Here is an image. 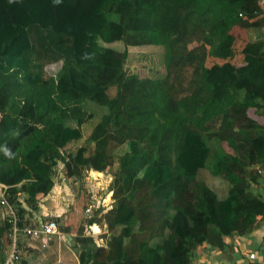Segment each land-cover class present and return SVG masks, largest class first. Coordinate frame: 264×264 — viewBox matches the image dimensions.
Here are the masks:
<instances>
[{"label": "trees", "instance_id": "obj_1", "mask_svg": "<svg viewBox=\"0 0 264 264\" xmlns=\"http://www.w3.org/2000/svg\"><path fill=\"white\" fill-rule=\"evenodd\" d=\"M190 25L203 34L198 83L179 93L173 48ZM129 48L146 50L148 77L128 69ZM30 162L111 176L110 207L89 218L104 244L76 232L78 264H197L195 249L225 250L264 218V0H0V183L17 264L53 188ZM11 234L2 218L0 264Z\"/></svg>", "mask_w": 264, "mask_h": 264}, {"label": "rangeland", "instance_id": "obj_2", "mask_svg": "<svg viewBox=\"0 0 264 264\" xmlns=\"http://www.w3.org/2000/svg\"><path fill=\"white\" fill-rule=\"evenodd\" d=\"M202 37L203 34L192 25L188 26L186 30L180 28L177 32L178 43L173 48L174 57L171 65V77L178 69L183 68V71L185 70L183 82L176 83V89L179 93H189L198 83L195 65L197 62L196 56L203 50ZM145 55L147 54L144 48H129L126 65L141 79L148 77V67L151 64ZM151 61L158 68L164 70L160 65L161 59L158 54L153 55ZM54 67L55 65L52 64L48 68L52 70ZM195 145H198L196 146L197 149L199 147L197 140H194L192 147H195ZM132 150L131 159H136L133 154L135 147H132ZM30 165L37 173L53 182L51 192L40 200L39 210L36 211V214L32 212L33 219L40 223L49 218H55L58 228L62 232L83 233L92 236L98 243L104 242L103 239L99 238L105 230L104 226L100 224L90 225L89 218L92 217V211L95 207H102L103 212L110 207L112 199L111 193L108 191V185L111 176L88 169L83 172L82 179L66 178L62 163H58L56 167L41 162L35 164L30 162ZM84 192L89 195V200L94 205L93 210L89 212L83 207ZM70 237H73V235Z\"/></svg>", "mask_w": 264, "mask_h": 264}, {"label": "crops", "instance_id": "obj_3", "mask_svg": "<svg viewBox=\"0 0 264 264\" xmlns=\"http://www.w3.org/2000/svg\"><path fill=\"white\" fill-rule=\"evenodd\" d=\"M23 161H21L22 164ZM253 188L256 194L260 191L264 198L262 186L253 185ZM1 210L0 208V220L2 219ZM33 213L36 214V212ZM33 221L37 222L34 219ZM104 228L106 232L105 225ZM104 231L102 233H105ZM60 232L63 236L51 242L44 251L38 247L35 239L20 236L18 242L27 241L25 244H20L21 259H26L28 264H56L58 259L64 264H78L76 255L71 248L72 237L70 236H74L75 233ZM99 238L102 240V235ZM226 241L228 246L225 250H220L217 247L195 249L193 251L194 261L197 264H264V218H261L244 235L234 234L226 238ZM99 244H104V242ZM250 253L255 254L254 258H250Z\"/></svg>", "mask_w": 264, "mask_h": 264}, {"label": "built area", "instance_id": "obj_4", "mask_svg": "<svg viewBox=\"0 0 264 264\" xmlns=\"http://www.w3.org/2000/svg\"><path fill=\"white\" fill-rule=\"evenodd\" d=\"M258 172L264 174V170L257 168ZM7 186L0 183V205L2 207V218L6 219L9 223H11L12 234H11V246L8 250V255L6 257L4 264H17L19 260V250L16 247V235L18 231V216L15 208L9 202V199L6 195ZM93 203H90L85 210L87 212L93 209ZM23 231L27 236H31L33 238L40 237L41 238V247L47 248L51 242H53L57 238H61L63 235L61 234L57 221L54 218H50L44 222H38L36 225H28ZM250 258H254L255 254L250 253ZM56 264H64L60 259L57 260Z\"/></svg>", "mask_w": 264, "mask_h": 264}]
</instances>
